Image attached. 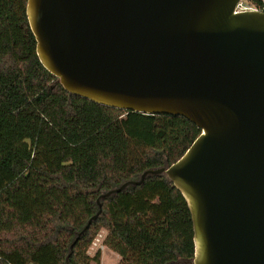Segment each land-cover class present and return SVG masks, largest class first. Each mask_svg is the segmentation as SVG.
<instances>
[{
  "label": "water",
  "instance_id": "1",
  "mask_svg": "<svg viewBox=\"0 0 264 264\" xmlns=\"http://www.w3.org/2000/svg\"><path fill=\"white\" fill-rule=\"evenodd\" d=\"M237 1L27 0L37 55L67 91L201 128L176 162L102 191L70 254L103 200L165 175L188 204L184 264H264V12Z\"/></svg>",
  "mask_w": 264,
  "mask_h": 264
},
{
  "label": "trees",
  "instance_id": "2",
  "mask_svg": "<svg viewBox=\"0 0 264 264\" xmlns=\"http://www.w3.org/2000/svg\"><path fill=\"white\" fill-rule=\"evenodd\" d=\"M26 6L0 0V264H100L88 251L101 229L119 264L192 262L188 204L165 175L103 200L70 254L102 191L176 162L201 128L67 91L37 55Z\"/></svg>",
  "mask_w": 264,
  "mask_h": 264
},
{
  "label": "built area",
  "instance_id": "3",
  "mask_svg": "<svg viewBox=\"0 0 264 264\" xmlns=\"http://www.w3.org/2000/svg\"><path fill=\"white\" fill-rule=\"evenodd\" d=\"M246 11H257L264 12V0H238L234 12H246ZM106 236V231H101L97 234L95 239L93 240L90 248H104L106 245L104 244V239Z\"/></svg>",
  "mask_w": 264,
  "mask_h": 264
},
{
  "label": "rangeland",
  "instance_id": "4",
  "mask_svg": "<svg viewBox=\"0 0 264 264\" xmlns=\"http://www.w3.org/2000/svg\"><path fill=\"white\" fill-rule=\"evenodd\" d=\"M105 229H101L99 232L104 231ZM101 251V263L100 264H119L121 257L118 253L109 249L107 246L104 248H89V254L94 256L97 251ZM176 263H187L186 260H178ZM96 264V263H94Z\"/></svg>",
  "mask_w": 264,
  "mask_h": 264
}]
</instances>
